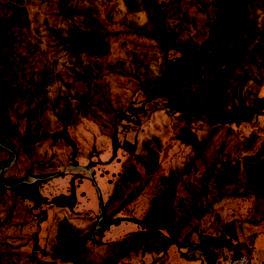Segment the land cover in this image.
<instances>
[{
    "label": "rangeland",
    "instance_id": "374dc122",
    "mask_svg": "<svg viewBox=\"0 0 264 264\" xmlns=\"http://www.w3.org/2000/svg\"><path fill=\"white\" fill-rule=\"evenodd\" d=\"M159 1L172 29L182 37L192 36L201 42L207 33L201 2L225 5L229 0ZM61 2L65 8L88 9L102 27L110 32H121L108 39L111 49L108 56L71 55L59 44L54 31L66 36V31L71 28H85L87 20L82 15H60L58 5ZM11 16H16L23 24L14 25ZM255 21L256 36L247 43L244 59L234 74L216 83L214 78L209 79L206 95L219 108H230L240 101L250 103L255 95L264 96V57L262 48H258V45L264 48L262 10L256 11ZM132 30L153 34L147 14L143 11L128 13L122 0H0V32L14 37L12 70L18 84L30 89L38 105L35 119L27 122L30 131L39 135L44 131L62 130L65 126L76 145L74 167L93 164L89 169L94 171L91 177L76 167L87 177H83L78 187V194L82 195H79L74 212L45 208L46 220L39 228V244L49 255L42 258L47 264H75L61 256L63 250L57 245L60 224H68L72 243L76 245L90 230L99 228V219L104 216L107 220L113 217L124 221L104 233L101 245L87 251L86 264H101L102 259L113 264L117 256L114 242L142 231L137 221L157 226L164 236L177 233V243L171 242L163 251L159 239L144 237L138 249L130 247L115 264H208L209 261L210 264H264V195L241 197L246 187L242 180L222 189L213 182V173L221 162L242 159L247 153L239 140L256 134L255 148L264 141V106L258 118L239 127L232 125L240 136L227 134L224 126L213 129L206 126L199 130L206 145L202 154L194 157L189 147L175 140L177 124L169 111L153 109L152 103L145 101L148 94L146 89L141 90L142 84L156 74L160 57L151 39L135 36L130 33ZM108 65L114 66L115 72H110ZM87 67L93 69L91 83L75 78V72L82 73ZM202 83L205 86L204 81L190 83V89L196 90ZM83 96L86 100L81 104ZM128 104L142 105L138 113L139 124L120 133L136 143L135 153L120 150L110 161L109 133L115 111ZM58 146L54 156L51 140L37 143L28 156H21L19 167L12 165L3 170L9 169L12 174L19 175L31 164L33 166L35 160L45 161L49 167L36 164L34 168L37 172L53 173L48 177L46 195L65 193L70 175L60 177L58 174L72 167L67 162L71 148L63 142H58ZM262 175L264 184V170ZM4 183L7 188L14 185L13 180ZM262 187L264 190V185ZM104 205H108L106 213L101 210ZM25 211L21 205L12 207L11 199L7 204L1 203L3 264H6L7 255L16 261L22 252L31 251L33 229L30 223L21 224ZM197 213L202 214L197 219V229L208 233L221 231L224 222H237L239 246L236 249L241 252L237 259L231 260L233 250L228 249L219 250L216 259L206 250L193 251L196 260L187 261L179 256L175 247L190 231L193 242L200 244L196 230L183 225L190 218L196 220ZM232 243L236 241L232 240Z\"/></svg>",
    "mask_w": 264,
    "mask_h": 264
},
{
    "label": "trees",
    "instance_id": "16d2710c",
    "mask_svg": "<svg viewBox=\"0 0 264 264\" xmlns=\"http://www.w3.org/2000/svg\"><path fill=\"white\" fill-rule=\"evenodd\" d=\"M128 13L143 11L151 21L153 29L152 35L130 31L138 37L151 39L159 54L160 60L157 65L156 74L151 75L143 84L142 91L146 89L148 100L152 103L151 108H165L174 118L177 129L174 135L176 141L189 147L194 157L202 154L206 145V139L201 138L199 130L206 126L216 128L224 126L227 134L240 136L238 130H233V126L239 127L262 115L264 106V96L255 95L250 103L240 101L230 108H219L206 95V89L210 87L209 79L214 78L215 83L222 78L231 77L244 59V53L248 42L253 41L256 36L255 13L257 10L264 12V0H229L225 5L220 3L207 4L201 2L203 12L206 14L205 29L206 37L198 42L192 36L182 37L179 32L169 26L166 10L159 0H122ZM59 14L64 17L82 15L86 20L85 28L74 27L66 31V36H62L60 31H54L53 35L68 49L69 54L77 55L85 53L87 55L102 58L110 54V44L108 39L117 37L120 31L110 32L102 27L96 17L88 9H77L73 6L66 7L61 2L58 5ZM11 21L16 26H21L23 22L16 16H11ZM14 37L12 34L5 35L0 32V171L9 166L13 160V154H17V160L13 167H19L21 156H28L37 143L41 144L51 140V149H58V142H63L65 146L71 148L68 165L72 167L58 174L60 177L69 176L68 187L65 193L56 195H46L47 186L52 172H37L35 165L41 164L49 167L45 161H34L33 166L25 168L22 174H12L9 169L2 170L0 174V211L1 203L7 204L12 200V207L17 205L26 208L25 218L22 225L30 223L33 234L30 235L31 251L22 252L16 261L5 256L6 264H47L42 258L49 255L39 244V228L46 220V207L57 208L74 212L79 201L78 187L83 179L87 177L78 170L76 164V145L70 137L67 128L56 130L52 133L41 132L39 135L30 131L27 123L36 117L38 105L34 101V95L29 88H22L18 84L17 76L12 70V52ZM264 57V48L258 45ZM110 72H115V67L108 65ZM92 67H87L84 72H75L76 79H82L86 83H91L94 78ZM204 76V77H203ZM204 81L196 90L190 89V83ZM226 81V80H225ZM223 81V82H225ZM223 89V86H221ZM219 92V89H217ZM83 96L81 104L85 102ZM142 105L128 104L115 111L112 130L109 133L113 160L121 150L128 154H134L136 143L131 142L125 135L127 127L139 124V111ZM257 135L243 137L240 142L244 144L247 152L242 159L236 158L234 161L226 159L213 173V182L219 188H225L239 183L241 180L246 185L241 197H259L264 195L263 175L264 170V141L258 148H255ZM92 162L85 164L87 169L92 168ZM151 169V167H148ZM94 175V171H91ZM4 180L23 181L33 180L27 184H16L7 188L1 181ZM134 180V178H131ZM7 199V200H6ZM108 205L101 206L103 213H106ZM202 214H196V220L190 218L183 225L196 230L197 239L200 243L196 245L191 239V231L179 242L182 246L191 249L182 250L175 247L179 256L187 261L196 260L193 251L206 250L213 259L218 257L219 250H233L232 261L237 259L241 252L236 248L239 246L237 222L230 220L221 225V231L208 233L197 229V219ZM101 218V217H100ZM99 219V218H98ZM194 220V221H193ZM124 219L109 220L102 217L98 222V229L90 230L78 244H73L71 230L68 224L62 222L58 228L57 245L63 250L61 255L64 259L75 264H86L84 257L87 251L94 246L101 245V239L112 226L119 227ZM196 222V224H192ZM143 230L134 232L128 237L114 242L113 246L117 256L113 264L120 256L125 255L130 247L135 250L142 244V239L155 237L161 241L160 248L163 251L170 246L171 242L177 243V233H169L164 236L157 226L138 222ZM182 225V226H183ZM166 226V225H165ZM72 228V226L70 225ZM180 227L177 228V230ZM232 240L236 243L233 244ZM178 243V244H179ZM71 255L70 258H67ZM3 254L0 253V264H3ZM113 258L111 259L112 262ZM101 264H111L108 259H102Z\"/></svg>",
    "mask_w": 264,
    "mask_h": 264
},
{
    "label": "water",
    "instance_id": "95a60500",
    "mask_svg": "<svg viewBox=\"0 0 264 264\" xmlns=\"http://www.w3.org/2000/svg\"><path fill=\"white\" fill-rule=\"evenodd\" d=\"M12 154H13V160H12V162H11V164H10L9 166H12L13 163L16 162V160H17V154L14 153L13 150H12ZM76 167H77L78 169H80L81 171H83L85 174L89 175L90 177L92 176V175H91V170L87 169L85 166L79 164V165H76ZM2 170H3V169H2ZM2 170L0 171V174H1ZM35 180H37V179H33V180H30V181H27V182H25V184H27V183H29V182H31V181H35ZM1 181L4 183V182L7 181V180H4V179L1 177ZM22 183L24 184V182H22V181H14V185H16V184H22ZM4 184H5V183H4ZM14 185H13V186H14ZM100 219H101V218H100ZM100 219H99V220H100ZM177 245H179L180 248H187V247L182 246V245H180V244H177ZM208 264H210V261H209Z\"/></svg>",
    "mask_w": 264,
    "mask_h": 264
}]
</instances>
